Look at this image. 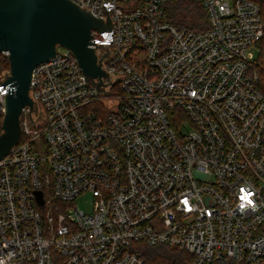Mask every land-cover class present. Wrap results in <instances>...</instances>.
<instances>
[{
	"label": "built area",
	"instance_id": "built-area-1",
	"mask_svg": "<svg viewBox=\"0 0 264 264\" xmlns=\"http://www.w3.org/2000/svg\"><path fill=\"white\" fill-rule=\"evenodd\" d=\"M70 1L111 20L92 31L106 77L88 79L60 46L34 68L23 113L35 129L22 113L0 159V264H145V246L191 264H264L259 5L199 0L206 27L194 30L170 22L172 0ZM84 193L90 212L75 205Z\"/></svg>",
	"mask_w": 264,
	"mask_h": 264
},
{
	"label": "water",
	"instance_id": "water-1",
	"mask_svg": "<svg viewBox=\"0 0 264 264\" xmlns=\"http://www.w3.org/2000/svg\"><path fill=\"white\" fill-rule=\"evenodd\" d=\"M104 8L107 13V6ZM111 29L109 16L105 23L70 0H0V53L8 54L10 66V75L3 83L7 87V109L0 135V159L21 137L23 110L34 108L30 97L34 68L53 58L60 46L76 56L88 79L106 77L98 63L92 31ZM37 200L43 205L41 192Z\"/></svg>",
	"mask_w": 264,
	"mask_h": 264
},
{
	"label": "trees",
	"instance_id": "trees-1",
	"mask_svg": "<svg viewBox=\"0 0 264 264\" xmlns=\"http://www.w3.org/2000/svg\"><path fill=\"white\" fill-rule=\"evenodd\" d=\"M260 7L264 22V0H253ZM171 23L178 27L201 30L206 27V12L199 0H172L166 5ZM5 66L10 69L6 60ZM258 70V87L264 94V37L259 44V52L254 65ZM145 264H191L193 256L185 251L168 246L143 247Z\"/></svg>",
	"mask_w": 264,
	"mask_h": 264
},
{
	"label": "rangeland",
	"instance_id": "rangeland-1",
	"mask_svg": "<svg viewBox=\"0 0 264 264\" xmlns=\"http://www.w3.org/2000/svg\"><path fill=\"white\" fill-rule=\"evenodd\" d=\"M258 53L255 51V58H257ZM22 118L24 120L28 121V125L30 129H35V125L31 121L30 118V111H25L22 115ZM185 129L188 130L190 128L189 123H185ZM93 204V197L91 196L90 193H84L80 195L76 200H75V205L79 208V210H83L86 212H90Z\"/></svg>",
	"mask_w": 264,
	"mask_h": 264
}]
</instances>
